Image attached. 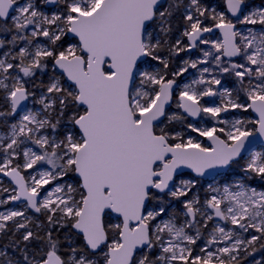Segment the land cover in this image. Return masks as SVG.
<instances>
[{"label":"snow or ice","instance_id":"obj_1","mask_svg":"<svg viewBox=\"0 0 264 264\" xmlns=\"http://www.w3.org/2000/svg\"><path fill=\"white\" fill-rule=\"evenodd\" d=\"M254 137L264 4L0 0V264H264Z\"/></svg>","mask_w":264,"mask_h":264},{"label":"rangeland","instance_id":"obj_2","mask_svg":"<svg viewBox=\"0 0 264 264\" xmlns=\"http://www.w3.org/2000/svg\"><path fill=\"white\" fill-rule=\"evenodd\" d=\"M204 2L207 3V4H211L212 6H217V5H219L222 2V0H217V1H207V0H204ZM251 3L253 5H255V6H260V5L264 4V0H251ZM177 35H178V33H177ZM215 38H219V33L218 32L215 33ZM181 55L185 59H187L189 56H191V58L195 59L196 56L198 55V53H196L195 50H193V53H191V54H181ZM179 60H180V58L178 57L177 58V61H179ZM198 75L199 74H198V72L195 69H190L189 70V73H186L185 76L184 77H181L180 79H181L182 82H185L186 83V82H190L194 78H198ZM227 86H231V85L229 84ZM170 110L171 111H177V109L175 108L174 105L171 107ZM233 115H236V116H241V115H243V116H251L252 118H255L251 112H249V113L236 112ZM255 151H264V145L258 147ZM237 171H239V170H237ZM229 175L232 176V179L233 180H235L237 178L234 174H229ZM185 178H188V177L186 176ZM219 179L222 180V177L219 178ZM5 181L7 183L6 178H5ZM211 182H213V179L212 180H209V181H201V185L203 187H201V185H198V188H200V191H201V194L202 195H203V188H206L207 187V184L208 183H211ZM10 207H11V205H10ZM0 210H3V209H0ZM257 258H259V255H257Z\"/></svg>","mask_w":264,"mask_h":264},{"label":"water","instance_id":"obj_3","mask_svg":"<svg viewBox=\"0 0 264 264\" xmlns=\"http://www.w3.org/2000/svg\"><path fill=\"white\" fill-rule=\"evenodd\" d=\"M208 1H217V0H208ZM252 114H253L254 117L256 116L255 113H252ZM263 145H264V142H262L260 137H254L252 144H250L248 146V151H246L243 155L245 157H247L249 155L250 151H255L258 147L263 146ZM216 171H222V170H211L210 173L206 174V176L204 178H202L201 180H203V181L212 180L213 177L216 175ZM184 172L188 173V172H190V170L185 169Z\"/></svg>","mask_w":264,"mask_h":264}]
</instances>
